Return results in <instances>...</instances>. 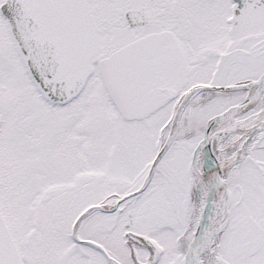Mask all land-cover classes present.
Segmentation results:
<instances>
[{"label": "snow or ice", "instance_id": "1", "mask_svg": "<svg viewBox=\"0 0 264 264\" xmlns=\"http://www.w3.org/2000/svg\"><path fill=\"white\" fill-rule=\"evenodd\" d=\"M0 264H264V0H0Z\"/></svg>", "mask_w": 264, "mask_h": 264}]
</instances>
